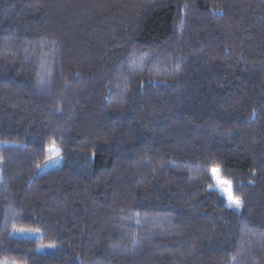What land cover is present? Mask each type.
<instances>
[{
    "label": "trees",
    "instance_id": "1",
    "mask_svg": "<svg viewBox=\"0 0 264 264\" xmlns=\"http://www.w3.org/2000/svg\"><path fill=\"white\" fill-rule=\"evenodd\" d=\"M0 142V264H264V0H0Z\"/></svg>",
    "mask_w": 264,
    "mask_h": 264
},
{
    "label": "rangeland",
    "instance_id": "2",
    "mask_svg": "<svg viewBox=\"0 0 264 264\" xmlns=\"http://www.w3.org/2000/svg\"><path fill=\"white\" fill-rule=\"evenodd\" d=\"M2 143L0 142V146ZM51 147V146H50ZM50 147L47 148L46 153L49 157V160L40 168L39 173H43L49 170H52L58 167L61 163V157L54 152H49ZM11 236L18 238H31V239H39L41 237V233L37 231L27 230V229H14L11 232ZM40 252L51 253L54 251V247L50 246H42L39 248Z\"/></svg>",
    "mask_w": 264,
    "mask_h": 264
},
{
    "label": "snow or ice",
    "instance_id": "3",
    "mask_svg": "<svg viewBox=\"0 0 264 264\" xmlns=\"http://www.w3.org/2000/svg\"><path fill=\"white\" fill-rule=\"evenodd\" d=\"M49 152H54L55 154H59V149L55 147V144L53 143V145L50 147L49 149ZM210 175L212 176V178L214 180L217 181V186H220L221 187V191L222 192H225L226 196H227V199L229 201V204L230 205H235V207L239 208L240 207V202L238 200H235L232 198V194H231V189H232V186H231V183L230 182H227V181H221L219 179V176H220V172L218 169L216 168H213L210 172Z\"/></svg>",
    "mask_w": 264,
    "mask_h": 264
}]
</instances>
